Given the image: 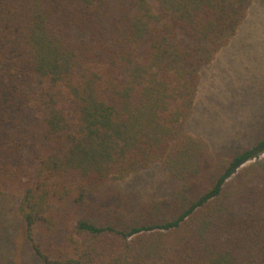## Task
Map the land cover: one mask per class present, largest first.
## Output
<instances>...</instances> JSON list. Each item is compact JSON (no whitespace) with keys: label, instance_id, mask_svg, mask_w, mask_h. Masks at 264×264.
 Segmentation results:
<instances>
[{"label":"trees","instance_id":"obj_1","mask_svg":"<svg viewBox=\"0 0 264 264\" xmlns=\"http://www.w3.org/2000/svg\"><path fill=\"white\" fill-rule=\"evenodd\" d=\"M254 1L0 0V197L42 264H264V134L218 158L187 129ZM157 163L168 209L94 199Z\"/></svg>","mask_w":264,"mask_h":264},{"label":"rangeland","instance_id":"obj_2","mask_svg":"<svg viewBox=\"0 0 264 264\" xmlns=\"http://www.w3.org/2000/svg\"><path fill=\"white\" fill-rule=\"evenodd\" d=\"M239 28L237 37L203 70L187 128L218 158L252 146L264 134V0L254 1ZM178 188L165 166L157 163L109 183L94 199L123 211L151 200L162 201L168 209ZM10 199L0 197V264H42L23 237L20 215Z\"/></svg>","mask_w":264,"mask_h":264}]
</instances>
